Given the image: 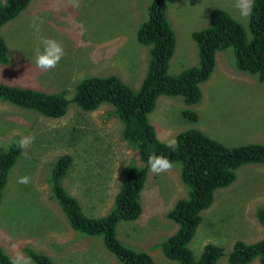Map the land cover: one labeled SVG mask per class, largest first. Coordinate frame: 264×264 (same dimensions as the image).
<instances>
[{
  "label": "rangeland",
  "instance_id": "374dc122",
  "mask_svg": "<svg viewBox=\"0 0 264 264\" xmlns=\"http://www.w3.org/2000/svg\"><path fill=\"white\" fill-rule=\"evenodd\" d=\"M150 2L151 0H29L23 10L0 27V33L8 46L9 57L6 63L0 62V82L45 92L62 91L70 101L62 116L53 117L0 99V150L6 149L12 142H19L21 136L35 137L27 148H21L2 189L0 248L11 257L17 250L27 255L25 248H32L48 255L53 264H122L107 250L101 236L94 237L75 231L79 241L80 237L86 239V244L81 249L63 253L54 248L51 242H54L53 236L65 235L66 226L72 228L51 193L50 172L59 156L64 153L72 155L73 161L61 179L62 186L69 193H77L78 196L75 197L80 204L93 192H101L103 202L106 196L111 206L104 214H91L82 207L85 214L100 217L113 208L125 167L129 163H141L138 160V150L124 139L123 123L114 113L111 103L104 102L95 110H83L72 101V97L77 84L92 75L115 74L129 87L138 89L146 72L148 47L137 41L136 30L146 18ZM167 7V17L176 37V51L170 66L173 74L194 61L196 44L191 32L208 25L211 8L225 9L248 33L249 18L240 16L239 10L235 8V0H170ZM45 37L62 42L66 51L57 67L49 71H42L35 65L36 55L43 48L41 39ZM219 54L215 70L213 69L212 76L203 86L202 94L211 96L203 109L208 112V118L199 119L198 108L196 120L183 117L181 111L188 106L181 96L169 100L164 95L157 98L152 120L164 129L172 128L164 133L167 139L165 142L190 127H202L204 132L227 146L246 143L264 132V82L259 81L255 74L237 69L230 50H223ZM227 94L252 96L251 99L243 97L238 100L239 103L253 102L251 107L243 110L251 117L248 124L237 123L234 117L218 105L224 101L221 96ZM246 133L248 134L244 136ZM251 133L255 135L252 136ZM161 134L162 131L159 130V135ZM256 141L252 143L264 144V140ZM251 164L239 166L235 170L233 182L214 191L213 197L220 192L221 198L226 202L222 209L221 205L216 208V217L207 218L203 214L202 221L188 244L195 259L201 255L202 243L210 240L208 243L219 245L224 250V255L220 260L218 258L216 264H231L226 257L235 241L252 243L264 238V227L254 228L258 221L256 211L262 206L259 202L254 204L255 234L253 238H242L245 214L242 205L264 188V174L254 170ZM178 168L179 164L176 163L172 170L177 173ZM149 173L152 172L148 168L144 185H151L167 200L172 198L174 175L168 171L155 174L156 179L151 180ZM24 175L31 177V182L27 185L17 182ZM178 182V197H185L187 187L181 180ZM119 222L117 238L128 248L134 249L136 237L143 232V228L134 225L133 221ZM162 228L166 231L160 234L158 241L167 238L166 233L172 230L171 226L164 225L159 220H153L149 226L151 230ZM226 231L234 234L232 238H237L223 239L222 234ZM155 238L154 236L153 240ZM155 248L157 245L152 244L150 250L144 252L156 264H164L153 252ZM245 264H260V261L256 257Z\"/></svg>",
  "mask_w": 264,
  "mask_h": 264
},
{
  "label": "trees",
  "instance_id": "16d2710c",
  "mask_svg": "<svg viewBox=\"0 0 264 264\" xmlns=\"http://www.w3.org/2000/svg\"><path fill=\"white\" fill-rule=\"evenodd\" d=\"M169 1L151 0L146 18L137 27V41L148 47L146 72L138 89L129 87L115 74L92 75L77 84L72 97V101L83 110H95L104 102L111 103L123 123L124 139L139 150L141 163H129L125 167L113 208L104 216L87 215L78 199L63 188L61 179L73 161L72 155L64 153L59 156L50 172L51 193L70 226L86 235L101 236L104 246L122 264H156L148 253L128 248L116 235L119 221L134 220L141 213L140 193L148 173L150 155L163 154L174 164H179L180 179L187 187V195L179 198L166 213V217L177 223L178 229L159 243L163 255L180 264H215L224 254L223 248L214 243H206L197 259L189 249L188 244L202 221L201 211L211 205L216 189L233 182L239 166L264 163L263 143L227 146L196 127L177 133V145L174 150L170 149L167 142L158 137L149 119L160 95L181 96L186 105L198 102L202 96L200 84L211 76L218 51L230 50L237 69L255 74L264 82V0H255L248 33L225 9L211 8L208 25L191 32L197 62L174 74L170 72V62L176 51V37L166 13ZM28 2L0 0V27L23 10ZM8 59V46L0 33V62L6 63ZM0 99L53 117L62 116L70 102L62 91L45 92L2 82ZM181 114L190 120L197 117L196 112L188 107ZM20 152L18 142L0 150V201L8 171ZM256 215L264 226V207H259ZM25 251L35 264H53L44 253L32 248H25ZM256 257L260 264H264V238L252 243L237 240L227 255L231 264L249 263ZM0 264H11V257L2 248Z\"/></svg>",
  "mask_w": 264,
  "mask_h": 264
},
{
  "label": "crops",
  "instance_id": "0c3cea01",
  "mask_svg": "<svg viewBox=\"0 0 264 264\" xmlns=\"http://www.w3.org/2000/svg\"><path fill=\"white\" fill-rule=\"evenodd\" d=\"M219 53H220V51H218L216 53V61L215 62H218L219 55H220ZM173 56H174V54H173ZM173 56L171 58L170 66L172 63ZM197 59L198 58H197V50H196V55H195L194 61H192L191 63H189L187 65H184L182 68L194 64L195 62H197ZM205 83H206V81L200 84L201 93H203V86L205 85ZM163 97H165L166 100H169L170 98H173L176 96L164 95ZM243 97L250 98V99L252 98V96L249 94H227V95L221 96V98H223L224 101L222 103H219L218 105L222 106L227 114L234 117L237 123L248 124L251 121V117H249L243 110L248 108V107H251L252 106L251 103H253V102L239 103L238 100H241ZM209 98H211L210 94H207V95L202 94L201 99L199 100L198 104H192V105H187V106H188V108L195 111L196 115H197V108H198V110H199L198 117H199V119L203 120L206 117L208 118V112L203 111V109L205 108L206 102ZM213 98H219V97L213 96ZM258 98H260V97L258 96ZM155 110H156V108L149 114V119L152 122V124L154 125L158 137L162 141H165L167 139H166V136L164 133L169 132L172 128L164 129L159 123H156L152 120V115H153ZM198 129H200L202 131L205 130V129H202V127L198 128ZM159 130L162 131L161 135H159ZM176 134H175V136H176ZM247 134L248 133L244 134V136H246ZM251 135L254 136L255 133H251ZM256 140H264V132L261 134H258L257 138L249 139V141H246V143L257 142ZM135 159H137V158H135ZM138 160L140 161L139 150H138ZM255 166H258V167H255ZM251 167L254 170L264 174V170H262L264 167V163H258V164L252 163ZM169 173L174 175V183H173L174 196L167 200L164 197H161L159 195V192L155 191L154 190L155 188L152 187L151 185H144L142 190H141V193H140L141 214L136 219L130 220V221H133L134 225L140 226L143 228V232L140 233L136 237L137 241H136V245L134 247L135 250L149 251L150 250L149 247L152 244H155V245H157V248H155L153 252L155 253V255H157L161 259V262H163L164 264H180L177 261L175 262V260H171V259L166 258L163 255V253L159 247V243L161 242V241H158L159 236H160V234L165 232L166 229L165 228L157 229V230L149 229V226L153 220H159V221H162L164 223V225L171 226L172 230L168 231V233H166V234H168V235H166L167 237L174 234L176 232V230L178 229L177 223L170 222L172 220H170L168 217H166V213L174 206L175 202L179 199L178 194H177V188H176V186L179 184L178 181L181 180L180 175H179V168H178L177 173L175 172V170H171V171H169ZM149 177L151 180L156 179V175L153 173H149ZM117 179H118V177H117ZM76 183H79V181ZM63 188L65 189L64 186H63ZM70 192L71 193H69V192L68 193L72 194L73 196H78L77 193L72 192V191H70ZM105 194L106 193H104V196H105ZM82 201L83 202H81V204H80V205H82L81 208L82 207L86 208L87 212H89L91 214L92 213L93 214H99V213L104 214L108 210V208L111 206V203L106 196H105V199L103 202V197H102L101 192H93L91 196L83 199ZM225 202H226V200L221 198V193L220 192L216 193L213 197L211 205L201 211L202 216L204 214L205 217H207V218L216 217L215 216L217 214L216 208L219 205H221V209H222L225 205ZM258 202L262 204L261 207H264V188L261 190V192L253 195L250 199H247L246 203H244L242 205V210L245 211V214L243 215V227L244 228H243V232H242V236H243L242 238H253V236L255 234V233H253L254 211L256 210L255 209L256 207L254 206V204H256ZM99 210H101V211L96 212ZM248 211L250 212L249 215H248ZM230 215H231V218L233 219V215L232 214H230ZM118 223H120V222H118ZM118 223L116 225V232H117ZM237 226H238V228L240 227L239 225H237ZM261 227H264V226L257 221L254 228L260 229ZM65 229L67 230L65 235L56 234L57 237H56V235L53 236L54 242L58 246L53 241L48 240V241H51L53 243L54 248L57 251H60L63 253H69L73 250L81 249V247H83L86 244L85 237H80L81 241H79V236L75 233V230L73 228H72L73 229L72 230L68 226H66ZM222 235H223V239L230 238L229 240H234L235 238H237V237L232 238L234 236V234H231L229 231L223 232ZM154 236L156 238L153 240ZM100 239L102 240V238H100ZM209 241L210 240L204 241L202 243V247L206 243H208ZM102 242H103V240H102ZM219 260H220V258H219ZM226 260H227V257H226Z\"/></svg>",
  "mask_w": 264,
  "mask_h": 264
},
{
  "label": "clouds",
  "instance_id": "9594fccd",
  "mask_svg": "<svg viewBox=\"0 0 264 264\" xmlns=\"http://www.w3.org/2000/svg\"><path fill=\"white\" fill-rule=\"evenodd\" d=\"M255 0H235V8L239 10V14L242 18H249L253 13ZM41 44L43 46L42 51H39L35 58V65L42 71H49L57 67L60 61L66 55L65 46L62 42L54 38H42ZM35 137L32 135L21 136L18 147L27 148L33 143ZM177 141L175 138H171L167 142V147L175 149ZM149 170L153 174H161L171 171L174 167V163L163 154H152L148 158ZM18 183L29 184L31 177L24 175L18 178ZM11 264H34V261L30 256L25 255L22 251L17 250L14 256L11 258Z\"/></svg>",
  "mask_w": 264,
  "mask_h": 264
},
{
  "label": "bare ground",
  "instance_id": "6f19581e",
  "mask_svg": "<svg viewBox=\"0 0 264 264\" xmlns=\"http://www.w3.org/2000/svg\"><path fill=\"white\" fill-rule=\"evenodd\" d=\"M215 69V68H214ZM213 73V72H212ZM212 75V74H211ZM164 95V94H163ZM171 96V95H170ZM172 96H176V95H172Z\"/></svg>",
  "mask_w": 264,
  "mask_h": 264
},
{
  "label": "water",
  "instance_id": "95a60500",
  "mask_svg": "<svg viewBox=\"0 0 264 264\" xmlns=\"http://www.w3.org/2000/svg\"><path fill=\"white\" fill-rule=\"evenodd\" d=\"M215 61H216V57H215ZM7 84V83H6ZM11 85V84H10Z\"/></svg>",
  "mask_w": 264,
  "mask_h": 264
}]
</instances>
